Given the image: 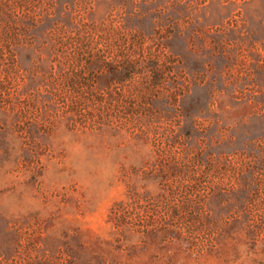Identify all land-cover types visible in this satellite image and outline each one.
<instances>
[{"label": "rangeland", "instance_id": "rangeland-1", "mask_svg": "<svg viewBox=\"0 0 264 264\" xmlns=\"http://www.w3.org/2000/svg\"><path fill=\"white\" fill-rule=\"evenodd\" d=\"M6 31L18 76L0 91V264L264 262V0H0V48ZM92 53L119 70L147 57L113 87L118 127L73 126L51 101L56 59L72 71ZM21 91L33 107L18 121ZM128 191L157 225L118 230Z\"/></svg>", "mask_w": 264, "mask_h": 264}, {"label": "trees", "instance_id": "trees-1", "mask_svg": "<svg viewBox=\"0 0 264 264\" xmlns=\"http://www.w3.org/2000/svg\"><path fill=\"white\" fill-rule=\"evenodd\" d=\"M10 32L11 31H9V33ZM5 34L8 37V42L6 40L7 44L0 48V75L5 73L8 79L4 80L0 77V91L2 92H6L7 84L18 76V68L15 65L16 60L11 49V39L14 38V35L7 34V31ZM140 54L137 56L133 55L131 58L129 57L127 61L119 67L120 70L118 69L117 63H114L115 65L110 63L104 55H100L99 53L87 55L86 59L81 63L83 64L82 67L72 71H62L64 69L60 64L59 59H56V62H58L59 65H52L49 79L46 81L52 89V91H49L52 103L55 105L60 104L66 115L70 114L73 116V126L80 125L88 129H96L100 124L111 122V124L118 127V110L115 112L114 108L115 106H118V102L124 101V94L118 92V90H114L113 87L116 86L118 88V83H123L124 81L131 79L135 73L138 74L137 69L140 71L143 70V67H145L146 64L142 63V60L144 58V62L146 63L147 57H145L143 53ZM94 65L101 66L105 73L104 78L106 83L101 88L90 82L91 71L89 67ZM137 65L139 66L138 68ZM141 65L143 66L142 68H140ZM60 76H64V79L66 80V82L61 84V87L56 83ZM142 88L146 91L151 90L150 80L148 78L142 81ZM99 91H102V93L107 94L109 97H114V102H106L105 100H102L98 94L101 93ZM19 99L18 102L10 99L8 104L18 114V121H22L27 118V114L31 107H33V104L29 103L28 93H25L24 91H21ZM142 104L140 105L139 110H143L146 107V103ZM144 113L146 114L145 111ZM52 117L53 115L49 122H51ZM127 124V122L123 123V125ZM18 128L23 130V127L20 125ZM162 185L166 195L172 196L173 189L169 187L167 178H164ZM152 204L150 197L147 198L140 193L128 191L126 193V199L119 200L118 203L110 209V218L115 221L118 220V230L123 229L125 226H131L136 232H143L150 226L154 224L157 225L159 221L153 218L149 219L147 214H144L146 215L144 218H141L139 215L135 217L133 213L135 211V214H138L142 207ZM176 210L177 209L174 208L172 209L173 214L171 216L174 217ZM144 213H147V211H144ZM257 232L259 231L250 229V233L252 234ZM262 264H264V262Z\"/></svg>", "mask_w": 264, "mask_h": 264}]
</instances>
